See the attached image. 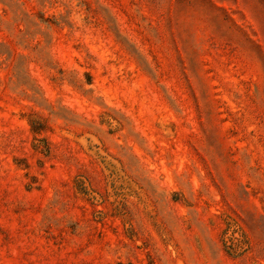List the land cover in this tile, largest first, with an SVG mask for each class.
Wrapping results in <instances>:
<instances>
[{"label":"rangeland","instance_id":"1","mask_svg":"<svg viewBox=\"0 0 264 264\" xmlns=\"http://www.w3.org/2000/svg\"><path fill=\"white\" fill-rule=\"evenodd\" d=\"M0 264H264V0H0Z\"/></svg>","mask_w":264,"mask_h":264}]
</instances>
